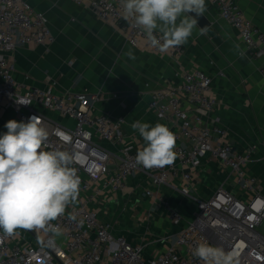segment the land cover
Listing matches in <instances>:
<instances>
[{"label":"built area","instance_id":"2783aa9c","mask_svg":"<svg viewBox=\"0 0 264 264\" xmlns=\"http://www.w3.org/2000/svg\"><path fill=\"white\" fill-rule=\"evenodd\" d=\"M69 1L119 26L134 47L169 53L177 59L184 52L182 45L166 51L151 47L133 22L123 18L120 0ZM208 1L238 31L245 52L264 60V33L246 19L235 0ZM54 40L44 12L35 10L26 0H0V111H14L24 122L32 115L40 116L48 132L44 150L68 152L71 167L80 178L76 201L66 208L63 216L51 222L60 227L62 234L22 229V235L8 236L0 230V264H203L193 255L201 243L233 252L235 264H264V232L260 230L264 226V196L256 178L247 171L250 154L238 153L230 144L213 140V133L223 131L207 126L217 106L216 99L209 95L212 77L201 69L178 71L179 83L152 90L150 109L159 119H172L176 127L171 130L176 137V162L163 168L145 169L135 161L138 149L144 145L126 141L123 119L94 111L100 100L98 95L58 92L56 81L40 89L16 80L17 49L47 45ZM21 96L32 103L18 105L15 99ZM256 148L254 145L252 150ZM204 158L220 161L228 168L245 197H238L224 186L206 199L195 197L193 171ZM134 175L145 177L144 195L163 204L167 201L161 189L180 177L184 185L179 191L192 197L197 205L190 221L177 231L175 241L169 240L164 250L152 256L147 254L146 239L130 240L118 232L119 219H100L101 201L114 200L110 198L127 191ZM167 209L171 223L180 225L181 211L169 203ZM125 210L121 207V211ZM142 224L148 226L147 221ZM165 239L166 236L154 243L158 245Z\"/></svg>","mask_w":264,"mask_h":264},{"label":"crops","instance_id":"0c3cea01","mask_svg":"<svg viewBox=\"0 0 264 264\" xmlns=\"http://www.w3.org/2000/svg\"><path fill=\"white\" fill-rule=\"evenodd\" d=\"M26 1L35 10L47 15L55 40L47 45L17 49L14 54V76L17 81L30 88L40 89L56 81L58 92L98 95L100 100L95 103L94 111L110 113L115 119H123L126 141L145 145L138 131L131 127L134 122L140 121L151 126L160 123L170 131L176 129L172 119H159L150 109L152 90L168 83H179L181 79L176 76L178 71L201 69L213 79L209 95L217 103L214 116L207 126L223 131V134L213 133V140L230 144L238 153L250 154L247 171L256 178L264 196V60L245 52L238 31L222 19L219 10L208 0L203 15L210 26L201 34V27L197 24L192 35L182 45L184 52L180 59L169 53H155L130 45L125 31L119 26L103 21L89 9L72 1ZM235 2L246 19L264 33V0ZM13 119L20 122L14 111H0V134L7 131L4 125ZM254 145L257 148L252 150ZM107 146L118 150L115 146ZM173 162H176V153ZM193 172L195 197L206 199L220 186L233 191L240 198L245 197V192L236 185L231 171L220 161L204 158L201 166ZM183 185L181 178L177 177L160 191L164 199L170 201V206L179 209L183 215L179 228L171 223L168 231L173 227L178 231L196 211V201L179 191ZM145 186V177L134 175L129 180L127 191L110 198L114 200L101 201L100 205L106 211L108 208L111 213H119V222L124 214L120 215L123 211L118 208L124 207L126 212L127 208L139 206L138 199L140 202L144 200L147 215L159 221L155 231H165L167 227L160 223L161 216L165 212L169 213L162 208V203H154L144 195ZM138 188L143 190L141 196L133 193ZM140 222L138 226H142L143 230L145 226ZM117 226L119 229L121 223ZM17 233L22 235V229H18ZM163 244L159 242L158 248ZM150 250L147 251L148 256L153 255Z\"/></svg>","mask_w":264,"mask_h":264},{"label":"clouds","instance_id":"9594fccd","mask_svg":"<svg viewBox=\"0 0 264 264\" xmlns=\"http://www.w3.org/2000/svg\"><path fill=\"white\" fill-rule=\"evenodd\" d=\"M123 18L131 20L150 46L160 51L185 44L197 27V19L206 11V0H120ZM179 21V22H178ZM201 34L206 27L200 28ZM18 105H30L27 97L15 99ZM0 134V230L8 236L18 229L62 234L51 222L63 216L76 201L80 178L71 167L66 151L44 150L48 132L42 118L32 115L27 122L9 120ZM145 145L138 149L135 161L145 169L163 168L175 159L176 137L157 123L134 122ZM193 255L203 264H235V254L223 248L201 243Z\"/></svg>","mask_w":264,"mask_h":264},{"label":"rangeland","instance_id":"374dc122","mask_svg":"<svg viewBox=\"0 0 264 264\" xmlns=\"http://www.w3.org/2000/svg\"><path fill=\"white\" fill-rule=\"evenodd\" d=\"M133 193L135 195H139L141 196V194H143V190H141V188L135 189L133 191ZM167 204H163L162 208L167 209L168 203L170 201L166 200ZM135 203V202H134ZM137 204H139V206H134L132 208H127V211L124 212L123 217H120V223H121V227H119L118 232L124 235H127L129 237V239H134L135 241H142L144 239L147 240V250L154 248L152 251L150 250V254H158L159 252H161L163 249H165V247L169 244V240L171 242L175 241V233L177 232V228L178 225L176 226L177 228L173 227V229H170V231H168L169 228H171V220L169 217V214H163L161 216V224H163V227H167L165 231H155V228H158L156 226V223H158L159 221L153 216L149 217L147 215V212L145 210L146 207V203L144 202V200H141V202L137 201ZM148 205V204H147ZM170 205V203H169ZM172 207V206H171ZM100 219L103 221L106 220H116L119 217V213H111L110 209L107 211L104 210L102 207L100 208ZM119 211L121 210V208H118ZM130 209V210H129ZM118 211V212H119ZM167 213H168V209H167ZM146 218H148L147 223L148 226L147 227H143V230L141 229L140 226H138V223L140 222L139 219H142L141 222H144L146 220ZM140 222V223H141ZM147 225V224H146ZM260 230L262 232H264V226H262L260 228ZM150 232V235L148 236L147 233ZM168 235H171L169 238H167ZM150 236H153V238H150ZM164 236H166V239L164 240V244L158 248V245H156V243H154V239L157 238H163ZM154 246V247H152Z\"/></svg>","mask_w":264,"mask_h":264},{"label":"water","instance_id":"95a60500","mask_svg":"<svg viewBox=\"0 0 264 264\" xmlns=\"http://www.w3.org/2000/svg\"><path fill=\"white\" fill-rule=\"evenodd\" d=\"M190 15L194 16L196 19H197V24L203 28V27H206V29L210 26V23L209 21L205 18L204 15H201V16H195L194 13H189Z\"/></svg>","mask_w":264,"mask_h":264}]
</instances>
